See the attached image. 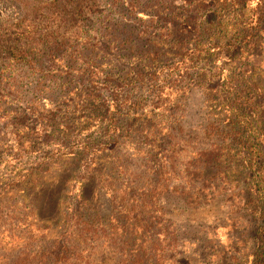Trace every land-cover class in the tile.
Listing matches in <instances>:
<instances>
[{"label":"rangeland","instance_id":"rangeland-1","mask_svg":"<svg viewBox=\"0 0 264 264\" xmlns=\"http://www.w3.org/2000/svg\"><path fill=\"white\" fill-rule=\"evenodd\" d=\"M55 1L0 0V39L13 44L18 37L17 27L33 29L35 44L30 46H33L31 53L35 50L38 57L31 63H22L0 53V187L9 178L21 176L49 159L57 158L61 164L66 161L69 171L76 162L60 158V153L77 142L105 140L104 115L91 116L84 126L81 122L85 114L80 110L64 117L59 114L60 104H66L62 93L66 87L74 88L73 92L80 88L94 89L105 103L120 93L122 108L117 121L120 142L129 160L128 171L122 173V180L127 184L146 186L150 182V175L137 177L143 173L146 160L133 153L135 149L146 151L152 147L142 139L144 133L138 138L135 136L132 130L136 126L127 119L138 120L140 114L145 118L150 112L158 114L153 127L157 131L153 147L159 145L162 151L151 149L153 153L158 152L151 165L156 160L163 164L160 178H156L165 189L157 200L163 214L157 216L165 220L169 231L177 229L174 264H254L252 253L257 244L254 190L259 187L257 182L264 179V155L252 153L250 169L243 164L245 158L240 155L243 146L230 142L227 126L230 111L222 99L230 85L229 75L239 88L245 86L243 79L251 76V93L242 88L251 98V111L242 116L238 125L249 117L251 126L264 128V1L263 6L257 7L258 0H251L246 9H241L233 0H205L201 3L203 7L193 14L198 29L195 39H201L206 27L203 20L209 15L227 22L231 12L251 10L252 43L248 52L235 59L216 56L218 53L212 46L196 45L195 39L189 37L182 45L185 48H179L160 74L143 85L133 82L134 78L116 81L113 85L101 80L95 83L79 71L93 68L86 55L98 39L102 40L101 36L116 42L110 35L119 23L131 22L134 16H148V0H85L79 13L72 9L60 24L59 20L58 23L52 20L57 13L56 7L53 8ZM185 1L155 0L157 6H164L161 10L168 7L172 13L186 10ZM219 4H224L222 10L215 11ZM36 7L38 10H34ZM258 19L260 28L256 31L253 27ZM45 33L50 34L49 41L41 39ZM69 58L70 64L66 61ZM66 75H70L66 80L69 85L61 79ZM216 89L223 91L217 93ZM47 111L55 115L60 130L56 135L46 136L48 127L42 124L43 118H38L41 113L46 116ZM65 126L69 127V137L65 136ZM262 139L264 143V136ZM198 166L206 167L209 175H217L205 182L195 179L187 186L186 178ZM91 167L85 172L75 167L78 178L69 183V200L79 194L80 181L88 179L84 194L97 204L100 178ZM7 198L0 199V264H14L15 254L23 250L22 240L29 232L30 220L23 221V208ZM4 256L8 261L3 260Z\"/></svg>","mask_w":264,"mask_h":264},{"label":"trees","instance_id":"trees-1","mask_svg":"<svg viewBox=\"0 0 264 264\" xmlns=\"http://www.w3.org/2000/svg\"><path fill=\"white\" fill-rule=\"evenodd\" d=\"M84 1L56 0L53 3V8L56 7L57 13L52 20L55 23H58L59 20L58 24H60L68 17L72 9L80 12ZM233 1L238 3L241 9H246L251 0ZM262 1L264 0L257 1V7L260 4L263 6ZM185 2L188 3L186 10L182 13H172L170 8L165 7L164 10H161L163 5L157 6L155 0H148L147 8H150L147 12L148 16H134L131 22L119 23L113 31L114 34L112 32L110 35L115 38L116 42L111 40V37L101 36L102 40L98 39L86 55L93 68L80 70L79 74L87 76L91 82L97 83L101 80L106 85H113L116 81L125 82L132 78H134L133 82L143 85L146 81L155 79L164 66L172 60L175 52L179 48H185L182 45L188 38L195 39L198 34L197 22L194 21L193 14L203 7L201 3H204L205 0H186ZM223 5H217L215 11L222 10ZM156 8L158 9L156 10ZM135 9L137 10V8ZM34 10H38V8L36 7ZM230 14L231 18L227 22L217 20L213 14L204 18L203 23L206 25L204 33L201 39H195V44H209L214 48V51H217L216 56L222 55L228 59H235L242 53H247L252 43L251 10L246 13L231 12ZM229 24L230 29L228 30ZM259 24L260 20L258 19L253 27L256 31L260 28ZM182 26L185 27L182 29ZM187 26H189L188 30H186ZM183 31H185L184 34ZM15 33L18 37L14 39L13 44H10L9 40L0 39V53L4 52L10 60L31 63L34 58H38L35 50L34 53H31L33 46L30 47L32 43L35 44L34 35H32L34 30L17 27ZM49 37L50 34L45 33L41 39L49 41ZM54 48L52 47V50L57 49V47ZM66 61L70 64L72 59L69 58ZM183 61L182 59L181 62ZM36 63L40 64L39 60H36ZM168 76L169 74H167L166 80ZM69 78L70 75L61 77L62 80H65L63 84L69 85L70 83L66 81ZM228 79L230 85L227 87V93L222 102L230 111L228 112L227 125L231 137L230 142L237 146L239 144L243 146L240 155L245 158L243 164L250 169L253 161L251 160L252 153L264 155L262 139L264 128H257L258 125L251 126L249 117L240 122L241 125H238L242 116L246 117L251 111V98H248V94H244L242 90V88H246L251 93V76L243 79L245 86L242 88H239V84H234L235 80L230 75ZM65 90L62 93L66 104H60L59 114L64 117L80 110L85 114L84 120L81 122L84 126L87 124L86 121L91 120V116L93 118L99 114L104 115L107 122L104 133L105 140L77 142L68 148V151L60 153V158L76 162L69 171L66 161L61 164L57 158L49 159L46 163L28 169L21 176H15L12 180L9 178L3 186L1 185L0 199L8 197L11 201L15 200L23 208V221L30 220L28 222L29 232L22 240L23 250L19 254H15L13 263H176L177 229L175 227L169 231V225L157 216L158 213L163 214V208L157 205V200L165 190L161 183L156 182V178H160L159 173L163 171V164L156 160L151 165L153 156L158 154V152L153 153L152 150L155 151L158 148L162 151L159 145L153 147L154 141L157 139V131L153 127L155 126V116L158 114L150 112L147 115L149 119L142 117V114H138V120H136L137 118L127 119L132 122L133 126H136L132 130L135 136L138 138L144 133L142 139L149 141L152 145V150L135 149L133 153V155H141L146 160V163L143 164V173L137 177L150 175V182L146 186H141L140 183L132 186L131 182L127 184L122 180L124 177L122 173H126L129 169V160L125 158V149L120 142L117 121V114L122 108L119 100L120 93L114 94L111 102L105 103L94 89L80 88L73 92L74 88L66 87ZM215 91L220 93L223 90L216 89ZM174 101L177 102V99ZM32 109L37 113V110ZM54 116L47 111L46 116L41 113L38 117L43 118L42 124L48 127L49 133H46V136L56 135L57 132H60ZM68 128V126L64 127L66 137L70 135ZM81 161H84L83 165ZM197 161L199 162V159ZM149 162L150 164H148ZM198 162L197 164H200ZM54 167L57 169L52 170ZM75 167L79 171L82 169L83 172L91 167V170L99 175L100 187L97 204H94L92 199L84 194L88 179H85V182L80 181L82 187H80L79 194L69 200V183L78 178V175L75 174L77 173ZM260 170L261 168L257 167V171L260 172ZM191 173V177L186 178L187 186L191 185V181L195 179L205 182L208 178L214 179L217 175L211 174V176L206 172V167L199 166L195 172ZM261 173H263L262 170ZM257 184L259 187L254 190L256 196L254 201L257 208L253 211L257 216L254 219V237L257 244L252 255L254 264H264L263 177ZM3 260L8 261L5 256Z\"/></svg>","mask_w":264,"mask_h":264}]
</instances>
